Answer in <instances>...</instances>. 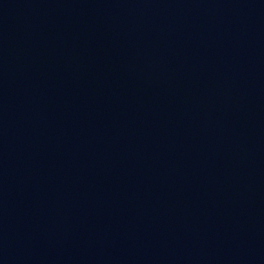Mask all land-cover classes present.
I'll return each instance as SVG.
<instances>
[{
  "label": "water",
  "instance_id": "obj_1",
  "mask_svg": "<svg viewBox=\"0 0 264 264\" xmlns=\"http://www.w3.org/2000/svg\"><path fill=\"white\" fill-rule=\"evenodd\" d=\"M0 264H264V0H0Z\"/></svg>",
  "mask_w": 264,
  "mask_h": 264
}]
</instances>
